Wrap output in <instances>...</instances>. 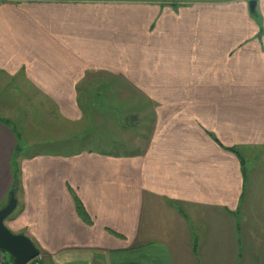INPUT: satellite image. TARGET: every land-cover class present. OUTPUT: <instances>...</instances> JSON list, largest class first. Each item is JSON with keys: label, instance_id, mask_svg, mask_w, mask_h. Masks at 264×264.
I'll return each mask as SVG.
<instances>
[{"label": "crops", "instance_id": "obj_1", "mask_svg": "<svg viewBox=\"0 0 264 264\" xmlns=\"http://www.w3.org/2000/svg\"><path fill=\"white\" fill-rule=\"evenodd\" d=\"M248 1L0 4V209L17 179L4 225L41 264H264V181L240 164L264 147V0ZM86 81L142 95L135 148L27 155L20 101L81 122Z\"/></svg>", "mask_w": 264, "mask_h": 264}, {"label": "rangeland", "instance_id": "obj_2", "mask_svg": "<svg viewBox=\"0 0 264 264\" xmlns=\"http://www.w3.org/2000/svg\"><path fill=\"white\" fill-rule=\"evenodd\" d=\"M167 1L193 2L196 0ZM256 18L260 19L258 12ZM96 77H102V75H96ZM105 78L107 79L108 77ZM115 86L120 89H116V91L105 89L102 92V90L98 88V84H89L88 81H86L80 85L79 104L83 113L81 122L66 123L58 120V123L56 120L48 119L46 113V115H44V113L42 114L41 106L34 105L31 100L20 101L21 103L18 105L22 108L20 109L21 111H19L21 117L17 120L20 123L16 122L13 118H9L8 122L12 128L15 127L17 133L21 134L22 137L19 144L25 147L27 155H63L84 149L114 151L120 150L121 142L125 143L123 144L124 148L121 149H133L135 148L134 146H136L132 144L136 129L131 128L134 124L130 123L127 115H132L131 113L129 114L130 107L133 106L132 104H137L140 112H144L147 106H143L139 101L144 100L142 95L129 90L123 81H117ZM118 99L121 101V106L124 108L126 114L125 118L124 116H120V119H117L118 116L112 113V104L117 102ZM107 104L111 106V111H107ZM11 109L12 106L9 110ZM8 113L13 115L11 111ZM37 113L40 116H36ZM146 116L147 114L144 118H146ZM247 149L249 150L248 153H241V156H243L246 162L243 166V170L248 177L263 183L264 147H249ZM253 176H255V178ZM15 213L16 210L9 217H13ZM10 232L13 233L11 230ZM5 255L7 264H12L9 255L7 253H5ZM35 260V264H41L40 256L35 258Z\"/></svg>", "mask_w": 264, "mask_h": 264}, {"label": "water", "instance_id": "obj_3", "mask_svg": "<svg viewBox=\"0 0 264 264\" xmlns=\"http://www.w3.org/2000/svg\"><path fill=\"white\" fill-rule=\"evenodd\" d=\"M256 1H248L250 14L255 13ZM17 205L15 192L11 191L7 204L0 209V251L12 258V264H28L39 256L31 240L21 234H13L4 225V221L13 213Z\"/></svg>", "mask_w": 264, "mask_h": 264}, {"label": "trees", "instance_id": "obj_4", "mask_svg": "<svg viewBox=\"0 0 264 264\" xmlns=\"http://www.w3.org/2000/svg\"><path fill=\"white\" fill-rule=\"evenodd\" d=\"M255 14V13H254ZM228 151H230V152H232L234 155H236V156H238V153H237V151L234 149V148H232V149H227ZM19 151V150H18ZM18 151H17V149H16V155L18 154ZM240 164H241V166H242V169H243V165H244V163H243V160H241L240 159ZM14 174H17V171L15 170V173ZM17 176V175H16ZM16 184H17V179H14V186H13V188L11 189L12 191H16ZM75 205H76V211L78 212V214L81 216L82 214H83V208L81 207V205H80V203H75ZM10 257V259H11V262H12V258H11V256H9ZM35 262H36V260L34 259V260H32L31 262H29L28 264H35Z\"/></svg>", "mask_w": 264, "mask_h": 264}, {"label": "built area", "instance_id": "obj_5", "mask_svg": "<svg viewBox=\"0 0 264 264\" xmlns=\"http://www.w3.org/2000/svg\"><path fill=\"white\" fill-rule=\"evenodd\" d=\"M6 0H0V4L4 3ZM0 264H7L6 255L4 252L0 251Z\"/></svg>", "mask_w": 264, "mask_h": 264}]
</instances>
